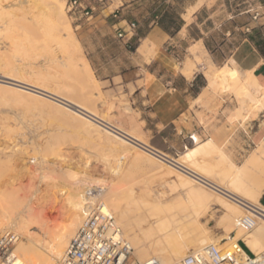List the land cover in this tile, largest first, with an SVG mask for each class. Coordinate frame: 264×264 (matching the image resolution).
<instances>
[{
	"label": "rangeland",
	"instance_id": "374dc122",
	"mask_svg": "<svg viewBox=\"0 0 264 264\" xmlns=\"http://www.w3.org/2000/svg\"><path fill=\"white\" fill-rule=\"evenodd\" d=\"M16 1L0 0V12L5 8V10L14 8V13L21 15V19L16 20L21 26L17 27L16 30L20 32L15 30L14 33L16 32L17 35H11V32L3 29L2 25L5 20H9V17L1 12L0 73L29 83L44 85L51 90L70 96L105 119L111 126L136 136L141 140L140 143H147L149 145L147 147L156 153V149H158L165 154L168 153V156L179 157L178 152L181 153L192 146L191 135L197 136L200 141L212 139L218 148L221 147L224 151V153L221 152L225 156L227 155V158L235 164H241L250 154L258 151L256 153H258L261 164L258 170L251 172V177L248 180L252 182L256 177L264 179V148L261 149L262 151L258 150L264 137V110L255 111L252 109L253 102L244 98L246 101L245 108L255 111L254 114H247L246 110L241 109L240 98L242 97L239 98L238 96L241 95L240 93L237 94L240 91V82L249 73L239 72L235 66L230 67L235 68L234 78L230 75L217 76L215 84L209 85L206 75L208 69L206 61L196 63L195 70L199 69L201 71L207 83L195 101L198 104L194 110L195 114L188 115L194 126H191V123L188 122L186 124L187 128H178L177 132L173 127L157 132L146 109L142 107L141 103L133 101L128 91L124 92L123 89H119L109 93L101 87L97 76L89 68L80 42L78 25L82 21H75L67 13L66 0H57L61 3L63 11V21L60 23L63 29V37L66 39V46L63 47L59 46L57 42L58 35L56 31H46L45 28L41 27V29L30 21V17H33L39 19V23L44 22L41 12V15L38 12L34 14V11L39 10L38 8H34L35 10L31 8L30 11L28 9H16L18 5L10 8L9 6L16 4ZM123 2L124 0H112L111 9L121 6ZM31 10L33 11L31 12ZM29 34L34 38L32 42L25 40L24 36ZM215 37L217 39V36ZM206 56H208L207 53ZM183 59L184 62L194 60L193 56L190 59L187 55H181L178 60L182 62ZM207 60L214 68L228 66L224 61L223 63L219 61L220 59H218V62L214 61V63H212L210 57ZM197 64H202V66L198 67ZM260 92L256 95H259ZM259 97L261 96L259 95ZM262 101H264V98H262ZM245 115H248V117L243 119ZM185 118L184 115L182 119L185 120ZM96 123V125L90 123L92 124L91 127L87 128L75 118L68 116L65 113V107L57 104L54 99L21 91L10 85L0 83V170L5 171L3 176L0 173V214L2 215L1 206L4 202L24 198L27 194H30V190L34 194L32 188L36 190V195L33 196L37 198L40 194L46 192V187L55 185L60 186V188L68 187L73 182H69L72 178L66 175V172H68L71 175L73 174L74 178L82 179L83 183L79 186L84 191L85 197L90 196L97 203L104 202L107 206L109 205L108 207L112 206L110 209L116 222L121 227L123 234L126 235L125 237H129L133 241L135 247L139 244H146L147 241L143 238L142 231L140 232L137 229L139 228L136 224L137 221L142 218L147 219L145 225H142L143 228L147 227V222L153 224L154 219H149L146 213L149 209L151 211L154 209L152 207L158 201L157 195L163 201L162 204L168 206L167 208L174 206L172 204L174 197L182 192L180 191L182 188L178 186L180 182L176 177L174 178V176L167 173L168 162H160L161 165L159 161L148 155L137 144L128 140L123 141L114 135H111L110 138L107 137L103 132V121ZM212 155L213 153L207 159L208 163L211 161L210 163H213L211 165H216L215 159H217L219 161L218 166L221 163L222 166L225 165L219 160L218 152H214L216 157ZM38 161H43L47 167L52 166V168L49 167V170L47 168L44 170L46 172L51 170L50 173L52 174V171H54L55 174L52 175L43 170L44 174H49L47 178L46 176L40 177L41 181H39V178L33 177L30 173L35 171L39 164ZM163 167L166 170H163ZM25 170L24 174L23 171ZM37 171L40 172L37 173V176H39L42 172L41 170ZM21 175H24V178ZM170 183L174 184V189H172ZM20 189L28 192L23 191V194ZM170 190L172 191L168 192ZM110 193L114 195L116 201L118 200L114 204L117 205L116 207L112 204L113 201L111 202L106 198ZM58 197V205L52 206V201L46 200L36 205L35 209L39 213L45 214L46 212L49 213L48 210L52 211L49 215L46 214L45 219L47 222L50 221L49 223L61 226L63 212L60 208L67 201L60 193H58ZM28 204L31 205L32 202ZM176 209L182 211V214L177 215L175 222H183V225L189 224L188 227L183 229L184 234L187 235L186 240L189 241L185 256L210 243L219 244L224 242L225 246L230 247L232 245L231 242L234 240L238 226L234 224L230 230L226 229L230 228V224L224 226L219 224L222 209L218 205L213 204L207 209H202L199 215L193 214L187 202L177 204ZM175 213L173 212V214ZM1 215L0 219L5 218L4 213L3 217ZM251 219L254 220V224L257 223L255 218ZM10 221L12 220L0 226V233L11 229L19 234L17 243L21 241L30 244L32 237L36 238L35 243L38 242L39 245H36L41 249L47 246V233L42 228L32 227L25 232L12 226L14 222ZM180 226L181 224L177 225V227ZM254 226L250 230L245 229L243 226L242 228L251 231ZM189 231L191 233H186ZM205 237L207 242L201 244L200 241ZM38 239L42 241H38ZM238 240L241 239H237L236 243ZM26 263L31 264L30 262ZM53 264H60V257L57 260L54 259Z\"/></svg>",
	"mask_w": 264,
	"mask_h": 264
},
{
	"label": "bare ground",
	"instance_id": "6f19581e",
	"mask_svg": "<svg viewBox=\"0 0 264 264\" xmlns=\"http://www.w3.org/2000/svg\"><path fill=\"white\" fill-rule=\"evenodd\" d=\"M14 5H18L16 6L17 7L16 9H19V10H24V9L29 10L31 8L33 9L38 8L39 10L36 12L34 11V14L37 12L40 14L41 12L44 22L39 23L38 22L39 19H35L33 17H30V21L34 25H37V27L39 28L41 27L45 28L46 31H52V30L56 31L58 35L57 42L59 46L60 45L62 47L66 46V39L65 37H63L64 35L62 33L63 29L60 26V23L63 21L62 20L63 11H62L61 3H59L57 0H17L16 4L14 3L12 6H9V7L11 8ZM2 9L4 8L2 7ZM13 9L11 8L10 10H5V12L4 10L1 11L4 14L8 15L9 17L8 18L9 20H5L8 22H5L3 20L4 24L2 25H3V29L11 32L10 33L11 35L13 34L17 35L16 32L14 33V31L18 29L17 27H21V26H19L18 21L16 20L21 19V15L15 14ZM32 11L33 10H31V12ZM1 12H0V15H1ZM16 31L20 32L18 30ZM30 36H31L30 34L27 36H24L27 42H32L34 40V38ZM150 44H152L153 46L154 43L151 42ZM140 48L142 49V46ZM189 51L191 55L193 56L194 60L193 61L187 60L186 62L183 63V66L180 68L183 75H185L187 78H190L193 75L195 68H196V63H200L203 60L204 62L206 61L207 63L208 69L206 70V75L208 77L209 85L215 84V78L217 76L230 75L233 78L235 77V70L233 68H230L229 66L225 65L219 68H214L212 64L207 60V58H209L208 56H206L207 52L200 43L193 44L189 48ZM0 83L10 85L21 91H25V92L32 93V94L39 95V96H44L46 98H49V97L46 94H43L42 92H45V93H48V94H51L53 96L60 98L62 101L61 100H54V101L57 104L65 107V113L68 116L75 118L79 123H81L85 127L87 128L91 127L92 124L96 125L97 124L96 122H99L96 119H100L101 122L103 121V124H102L104 126L103 132L109 138L111 135H114V136L119 137L123 141L124 140L131 141L130 139H128V137H130L131 139L135 141H141L136 136L124 130H123V133L126 136H123V135L121 136L113 132L111 128L105 125V124L110 125L109 122H107L102 117L98 116L92 110L87 109L83 103L77 102L70 96L63 95L55 90H51L44 85H37V84L29 83L27 81L20 80L12 76L6 75L4 73H0ZM239 89L240 91H238L237 94L240 93L241 96H238V97L239 98L242 97L240 98L241 109L246 110V113L249 115L254 114L253 112L255 111L264 110V101H262V98H264V86L259 85L255 81V79L252 77L251 73L247 74L246 77L240 82ZM36 90H39L41 92L36 91ZM258 92H260L259 95L261 97H259V95H256ZM244 98L249 99L250 102H253L254 106L252 109H254L255 111L249 108H245L246 101ZM247 117L248 115H245L243 116V119H246ZM133 140L131 142L135 143ZM190 140H191L192 146L187 148L185 151L184 150L182 152L180 151L181 153L178 152L179 155L178 154L177 155L179 157H172V155L168 156V153L165 154L161 150H158V149H156L157 153H155L153 152L154 150L151 151L152 149L149 150L150 148L148 149L143 146H139L137 144V146L144 149L148 153V155L155 158L157 161H159V163L160 162L164 163L163 161H166L169 163V165L167 166V173L171 176H174V178L176 177V179L179 180L180 184L178 183V186L182 188V190H180L182 192L181 193L179 192V194L176 197H174V201L172 202L174 206H172L171 208H167L168 206L166 205V203H165L166 206H164L162 204L163 201L159 199V195L156 196L158 201L154 206L152 205L153 206L152 208L154 209L152 211L149 209V211L151 212L148 211V213H146L149 219H154L153 224H150L149 222H147V227L143 228L142 225H145L147 219L142 218L141 220L137 221L136 224L139 227L137 229L140 232L142 231L143 238L147 241V243L139 244L137 247H135L133 241L129 237H127L129 242L135 249L136 256L140 260H145L150 257L156 256L155 258L158 257L159 260L163 264H171L183 258V256H185V253L187 252V249H188L189 241L186 240L187 235L184 234L183 229L188 227L189 224L183 225L182 224L183 222L181 223L175 222L177 215L182 214V211H179L176 209L177 204L184 203V202L188 203V205L192 209L193 214L195 215H199L202 209H207L210 207V205H213V204L218 205L222 209V214L219 219V224H221V226H224L225 224H228V225L230 224L229 225L230 228L229 227L226 228L230 230L232 229L231 226H234V224L238 226V229H236L237 231L235 233L234 240L231 242L232 245L230 247L233 246L235 247V249L243 251L240 248V246L236 243V240L240 238L245 243V245L248 247L250 251H252L255 254L261 253L262 251H264V207L259 205L258 200H259V197L262 191L264 190V179H259L258 177H256V179L253 180L252 182L248 180L251 177V174H252L251 172L253 170L255 171L258 170V167L261 164L260 158L257 155L258 153H256L258 151L250 154L243 162H241V164H235L234 162H232L230 159L227 158V155L225 156L223 154L224 151L221 149V147H219L220 148L219 150L217 144L212 139L200 141L199 138L194 135L192 139ZM142 143L146 145V147L149 146L145 142H142ZM152 148L155 149L154 147ZM263 148H264V137L262 139L261 145L258 148V150H261ZM214 152H218L219 160L225 163V165L223 164L222 166V163L220 162L221 163L220 166L222 167L218 166L217 163H219V161H217V159H215L216 160L215 162H217L216 165H211L213 164V163H210L211 161L209 162L210 164L208 163L207 159L209 158V156L211 157V153H213L214 155ZM164 157H167L169 160H166ZM37 163H39L37 165V168H35V171L30 174H32L33 177H37L39 179L40 177L43 178L44 176H46L47 178L49 174H44V171L46 170L45 168L49 170L50 166L47 167L43 161H38ZM50 168H52V166ZM159 168L161 169V167ZM37 170H41L42 172L39 176L37 175L40 172H38ZM64 170H67V169H64ZM163 170H166V168H164ZM24 172H26V170L23 171V173ZM50 172L51 170L49 172L47 171L46 173H50ZM52 172L53 174H55L54 171ZM116 172H118V170H116ZM0 173L2 174V176L5 175V171H1ZM64 175H65V172H64ZM66 175L72 178L69 180V182L73 181L71 182L72 184L66 188H60V186H56V185L46 187L47 188L46 192L43 191L44 193L40 194L37 198L33 196V195H36L35 193L36 190L32 188V192H34V194L31 193V190H30L29 191L30 194L29 195L27 194V196H25L24 198L21 197L11 202L9 201L4 202L3 205L1 206L2 215L1 214L0 215L3 217V213H4L5 218L3 217V219L2 218L0 219V226L5 224V222L9 220H12L10 221V222H14L12 226H15L17 229L24 230L26 232L27 229H30L32 227H40L42 228V230L46 231L47 233L46 235L48 237L47 238L48 241H46L47 246L43 247L42 249L38 246L39 245L38 242L35 243L36 238L34 239L32 237L30 240L32 244L31 243L26 244V242L24 243L21 241L17 243L12 251V255L9 258V264H27L26 262H30L31 264H53L54 259L57 260L59 257L60 258L62 257L63 252L67 246V242L75 234L78 226L81 224V220L87 215L89 210H91L94 206L97 205V202L94 200V198L90 196H86V197L84 196V193H83L84 191L79 186V184L83 183L82 179L74 178L73 174L71 175L68 172H66ZM22 176L24 178V175H21V177ZM28 179H29V176H28ZM39 181H41V179ZM39 181L37 180V182ZM24 183L27 184L26 182ZM173 185L174 184H171L172 189H174ZM36 186L38 187L37 184ZM171 187H168V188H171ZM177 188L175 187V190ZM23 191L25 190L20 189V192L23 193ZM171 191L172 190L168 192H171ZM58 193H60L64 197V199H66L67 201V202H64L60 208L62 209V212H63V222L61 226H58L57 224L49 223L50 221L47 222V220L45 219V216L49 215L50 212L52 213V211L48 210L49 213L46 212L47 214L46 215L45 213H39L35 209L36 205H39L40 203L46 200L52 201V204H53L52 206L58 205V202H59ZM106 198L111 200V202L113 201L112 203L113 205L116 204L118 201V200L116 201L114 195L111 193L110 195H107ZM142 200L144 201V199ZM29 202H32V204L29 205L28 204ZM101 204H105L107 206V204L104 202H101ZM116 206L114 205V207ZM60 209L58 210L60 211ZM173 212H176V213L173 214ZM246 218H255L257 220V223L254 224L255 226L253 227L251 231L243 230L242 225L238 224L239 221H242L243 219H246ZM183 219L185 218L183 217ZM178 224H181V226L177 227ZM186 233H191V231L186 232ZM38 241H42V240L38 239ZM206 242H207L206 237L200 241L201 244H204Z\"/></svg>",
	"mask_w": 264,
	"mask_h": 264
},
{
	"label": "crops",
	"instance_id": "0c3cea01",
	"mask_svg": "<svg viewBox=\"0 0 264 264\" xmlns=\"http://www.w3.org/2000/svg\"><path fill=\"white\" fill-rule=\"evenodd\" d=\"M111 5L97 2L94 16L78 25L87 63L106 92L123 89L141 103L157 132L194 126L188 115L207 81L199 69L187 78L178 60L192 59L193 44L212 63L220 59L264 86V0H124L116 17ZM258 202L264 207V190Z\"/></svg>",
	"mask_w": 264,
	"mask_h": 264
},
{
	"label": "built area",
	"instance_id": "2783aa9c",
	"mask_svg": "<svg viewBox=\"0 0 264 264\" xmlns=\"http://www.w3.org/2000/svg\"><path fill=\"white\" fill-rule=\"evenodd\" d=\"M105 1L66 0V11L75 21L90 19L97 10V2ZM109 1L112 3V0ZM119 7L120 5L111 11L114 17ZM136 28V23L129 24V32H134ZM117 35L122 37V31H118ZM238 224L245 229H250L254 225V220L246 218ZM18 239L19 234L14 230L8 229L0 233V264H9V258ZM237 244L243 251L233 246H225L224 242L210 243L171 264H264V251L255 254L250 250H245L240 240ZM60 264L163 263L155 257L140 260L135 254V249L124 236L110 208L98 202L82 219L75 234L68 241L60 258Z\"/></svg>",
	"mask_w": 264,
	"mask_h": 264
},
{
	"label": "water",
	"instance_id": "95a60500",
	"mask_svg": "<svg viewBox=\"0 0 264 264\" xmlns=\"http://www.w3.org/2000/svg\"><path fill=\"white\" fill-rule=\"evenodd\" d=\"M36 91H39V90H36ZM39 92H41V91H39ZM43 94H46L49 98H52V99H54V100H61L60 98H58V97H56V96H53V95H51V94H48V93H45V92H42ZM62 101V100H61ZM97 121H99V122H101L99 119H96ZM105 125H107L109 128H111V130L113 131V132H115V133H117V134H119V135H123V136H126V135H124V133H123V131H121V130H119V129H117L116 127H114V126H111V125H108V124H105ZM128 139H130L131 141L133 140V139H131L130 137H128ZM136 144H138L139 146H143V147H145V148H148V147H146V145H144V144H142V143H140L139 141H135V140H133ZM149 149V148H148ZM149 150H151V149H149ZM151 151H153V150H151ZM153 152H155V151H153ZM156 153V152H155ZM159 154V153H158ZM160 156H162V155H160ZM165 158V157H164ZM166 159V158H165ZM166 160H169V159H166Z\"/></svg>",
	"mask_w": 264,
	"mask_h": 264
},
{
	"label": "trees",
	"instance_id": "16d2710c",
	"mask_svg": "<svg viewBox=\"0 0 264 264\" xmlns=\"http://www.w3.org/2000/svg\"><path fill=\"white\" fill-rule=\"evenodd\" d=\"M159 24H160L161 26H163L162 23L159 22ZM241 245H242V247H243L245 250H248L244 243L241 242Z\"/></svg>",
	"mask_w": 264,
	"mask_h": 264
}]
</instances>
